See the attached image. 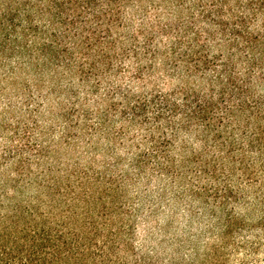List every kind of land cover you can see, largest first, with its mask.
Wrapping results in <instances>:
<instances>
[{"label": "trees", "instance_id": "1", "mask_svg": "<svg viewBox=\"0 0 264 264\" xmlns=\"http://www.w3.org/2000/svg\"><path fill=\"white\" fill-rule=\"evenodd\" d=\"M1 100L0 264H264V0H0Z\"/></svg>", "mask_w": 264, "mask_h": 264}, {"label": "rangeland", "instance_id": "2", "mask_svg": "<svg viewBox=\"0 0 264 264\" xmlns=\"http://www.w3.org/2000/svg\"><path fill=\"white\" fill-rule=\"evenodd\" d=\"M15 88V87H14ZM1 106H6L7 104V101L6 100H1ZM13 104H16L17 106L16 107H20L22 106L23 109L25 108L26 106V103L25 101L22 102V100L19 98V97H15L14 100H13ZM6 118L8 120H12L14 117H15V113H14V109L12 110H9L7 111V113L5 114ZM27 116V114H25V117ZM38 120V119H37ZM40 120L43 122L44 120H42L40 118ZM24 121V120H23ZM27 123L29 125H33L34 124V121L33 119H29L27 120ZM54 148V147H53ZM85 151V147H83L82 144H78L75 146V148H63V147H58V150L55 152V154H57V156L63 160V162L65 161H69V160H74L75 157H78L80 159V162L81 163H86L89 159H87V157H81V156H78L80 155L81 153H84ZM103 151L100 152V154H97V160H100L101 158H103ZM52 156H55L54 154H52ZM99 158V159H98ZM91 160V159H90ZM162 219V218H161ZM170 252L174 251L175 252V249L173 250V248L170 247L169 249ZM178 255V254H177ZM232 255V254H230ZM196 255L193 253V257H195ZM238 257V255H236ZM233 258H235V256H233ZM234 261V259H231V262ZM209 263L207 264H213L212 261H208ZM236 261L234 263H231V264H235Z\"/></svg>", "mask_w": 264, "mask_h": 264}]
</instances>
